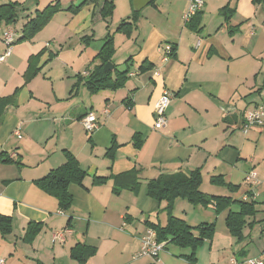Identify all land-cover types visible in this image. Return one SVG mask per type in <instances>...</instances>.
Listing matches in <instances>:
<instances>
[{
	"label": "crops",
	"instance_id": "1",
	"mask_svg": "<svg viewBox=\"0 0 264 264\" xmlns=\"http://www.w3.org/2000/svg\"><path fill=\"white\" fill-rule=\"evenodd\" d=\"M173 1H154L146 5L153 7L144 6L135 16L132 0H113L110 18H103V0H88L81 10L85 9L91 23L104 20L111 28L120 21L133 22L129 36L117 30L113 33V28L111 36L112 56H117L118 65L124 64L121 70L134 74L128 73L122 86L90 93L85 86L88 74L72 70L75 79L70 80L67 96L62 97L63 88L57 91L52 82L51 94H39L41 90L38 93L33 83L38 73L21 88L26 94L20 106L28 104L30 111L39 108L30 115L43 108L45 118L25 122L21 107L12 109L15 103L7 107L4 122L10 127H0V151L14 161L0 162V215L10 217V234L0 237L4 264H73L67 259L74 260L70 248L76 243L95 248L86 264H190L186 258L189 249L170 241H164L157 259L137 256L148 224L164 225L167 220L165 203L147 194L148 181L161 173L199 169L203 193L237 200L247 191L246 173L264 170V152L259 151L264 125L243 130L245 110L264 107V0H203L198 15L187 23L182 15L190 0ZM161 4H165L164 12L158 9ZM225 5L226 14L221 12ZM165 42L175 51L163 61L160 47ZM0 44L3 46L1 39ZM27 44L22 49L21 76L28 56L45 46L40 41ZM46 48L52 51L49 45ZM94 51L85 55L86 62L94 55L86 70L100 63L96 58L99 51ZM44 55L32 57L35 66ZM109 62L116 65L112 57ZM81 85L84 88L79 91ZM163 89L173 95L166 109V124L156 129L154 107ZM105 108L108 113L103 112ZM87 111L95 112L99 121L91 134L80 121ZM38 120L44 125L38 132L30 128V164H26L13 150L19 144L24 148L26 142L15 140L13 144L10 140H21V127ZM113 142L117 147L110 159L106 152ZM64 150L72 153L86 172L82 185L68 186L72 195L68 211H60L56 198L35 183L65 162ZM128 172L132 173L115 178ZM96 177L104 179L97 182ZM212 178H222L234 188L214 183ZM257 192L255 214L246 217L241 240L225 225L227 213L239 210L237 204L219 213L214 204H208L192 216H180L175 212L179 202L175 199L173 214L188 224L215 223L212 238L195 250V264H238L247 257L264 264V180ZM69 216L72 221L67 225ZM30 222L40 223V230L26 244ZM255 229L256 243L251 236ZM63 230L64 240H54V233ZM169 245L176 249H169Z\"/></svg>",
	"mask_w": 264,
	"mask_h": 264
},
{
	"label": "trees",
	"instance_id": "2",
	"mask_svg": "<svg viewBox=\"0 0 264 264\" xmlns=\"http://www.w3.org/2000/svg\"><path fill=\"white\" fill-rule=\"evenodd\" d=\"M259 1V0H255ZM152 1L151 3H153ZM88 3V0H83L78 6L70 8L73 13L78 12L81 8ZM18 2H5L0 3V25L7 26L11 22H14L19 10ZM114 8L113 0H103L102 7L100 9V15L105 18L112 14ZM228 5H225L221 12L228 11ZM47 11L46 18L34 17L29 19L28 22L21 27L20 36L17 41L30 39L44 24L45 21L51 15L50 13L56 11V6H48L44 12ZM137 11L134 15L137 16ZM196 12L192 17L198 15ZM190 22V21H189ZM134 29L133 22H121L117 27V31L129 36ZM174 54L175 48L172 45ZM114 52L112 36L107 37L106 42L102 45L96 58L100 60L98 65H95L86 76L85 86L90 93L96 92L100 88L106 87H119L127 79L129 73L128 70H116L114 74H111L115 65L111 70L104 71L103 66L106 62L111 61V57ZM31 56L29 63L23 76L25 82H28L33 76H35L39 67H36L32 61ZM151 65L143 68H149ZM15 101V93L0 97V120L4 115L7 107L13 104ZM138 144V143H136ZM117 145L115 142L109 147L106 152L108 158L112 159ZM65 162L56 168L51 169L42 178L36 180V185L47 194L56 198L58 202V208L60 211H68L72 205V195L68 191V186L71 183L82 185V181L86 172L80 167L76 157L64 150ZM14 161L7 152L0 151V162L9 163ZM132 173V172H130ZM128 173L117 175L115 178L125 177ZM104 178L96 177V181H102ZM202 180L201 171L199 169H193L185 173L182 171H176L174 173H161L157 177L151 179L147 183L148 196L155 199L157 202H164L163 210L166 213L167 220L164 225L160 224H148L155 232V238L158 242H172L182 248H188L189 253L186 254V258L190 261V264L194 263L195 250L206 240H210L215 231L214 223H201L197 226L188 224L184 219L177 217L173 214V206L176 198H184L188 202L193 204H202L207 206L208 204H214L215 212L219 213L228 208L231 204H237L239 206L238 211H229L225 217V225L228 232L236 237L238 240L243 238L242 229L246 225V217L253 216L255 214V201H243L241 199L234 200L228 196H216L208 195L200 190V184ZM214 183L228 185L230 189L234 186L224 182L222 178H212ZM133 184V183H131ZM117 189V188H115ZM72 217L67 219V225H70ZM40 223L30 222L27 225L25 236L31 238L40 230ZM0 231L2 233L10 232V217L0 215ZM95 253V248L84 243H76L70 248V256L77 261L78 264H86L87 260ZM42 264V263H39Z\"/></svg>",
	"mask_w": 264,
	"mask_h": 264
},
{
	"label": "rangeland",
	"instance_id": "3",
	"mask_svg": "<svg viewBox=\"0 0 264 264\" xmlns=\"http://www.w3.org/2000/svg\"><path fill=\"white\" fill-rule=\"evenodd\" d=\"M8 1L18 2L20 4L18 7L19 10L14 22H11L7 26L0 25V36L2 35V32L5 28H12L18 31L16 33L18 37L21 27L25 25L29 19H32L34 17H38L40 19L46 18V15L48 13L47 11L44 12L45 8L52 5L56 6V11L50 13L51 15L45 21V24L30 39L15 42L12 46L11 55L6 58L5 62H0V95L7 96L15 93V104L12 105V109L21 107L20 113H23L22 118L25 122L26 120H30V118L43 119L46 116L45 110L43 108L41 109V112H39V114L30 115L31 111L35 110L36 112H38L39 108L30 111V105L27 104L20 106L22 96L26 94V92H23L24 90L21 88L28 82H30V80L28 82H25L23 76L24 73L21 76V72L23 70L22 65L24 62L22 57L23 45H29L27 43L34 41H40L42 46L45 43V46L42 47L38 52L29 55L27 58L26 69L28 67V61L31 56L40 58L45 54V58L43 59V61H41V63L36 66L39 67V77L33 82L34 86L38 90V93L39 90H41V93L39 94H44V96H47L49 93L51 94L52 82L55 85L57 91L63 88L61 95L62 97H65L67 96L66 88L71 82L70 80L75 79L76 73H74L72 70H79L81 71L80 74H82V72L86 70L85 68L89 67L91 61L94 59H92L94 55H91L90 59L86 62L87 59L85 58V55L87 54L90 56V54H92V51L94 52L93 54H95L94 50H97V53L100 50L101 46L106 42L107 37L112 35L111 28H113L114 33L121 21L119 22L118 26L114 24L110 28V26L104 20H99L94 23H91V21L89 22V18L85 16V9H82L81 12L79 11L78 14L77 12L73 13L70 8L78 6L83 0H0V3H5ZM97 1L98 3L102 2V0ZM175 1L177 2L178 0H174L173 3ZM178 6L179 3L176 4V7ZM158 9H160L161 12H164L165 4L159 5ZM172 9L176 10L177 8L172 5ZM113 10L114 8L112 9V12ZM117 13H120L119 7L117 9ZM110 16L111 14L106 18H110ZM108 32L110 34H108ZM165 44L166 42L161 45L160 50ZM48 45L49 48L52 49V51L46 48ZM0 48V51L2 52L4 46L0 44ZM112 58L114 59V62L117 61V56H112ZM123 66L124 64L118 65L116 62L115 68L114 70H112L111 74H114L116 70H121ZM35 76H33L31 80ZM83 88V85H81L79 87V91H81ZM37 90L35 92H37ZM6 113L8 112L5 111L0 120V127H10L9 124H6L4 122L6 120ZM57 115L61 116L65 115V113H57ZM42 125H44L43 120H38L37 122L32 123L29 122L28 124H25L21 127V134L23 137L21 140L14 139L13 137L10 140L11 143L14 142L13 144L16 143L15 140L19 143L26 142L24 148H22L20 144L19 147L13 148V150L17 154L16 156L26 164H30V128L38 132L39 127ZM50 128H52L53 130L52 126H50ZM42 131L43 130L41 129L40 132ZM60 133H63V130ZM10 149L11 147H9V150ZM259 151L264 152V128L259 136ZM245 187H247V184L245 185ZM223 188L226 190L225 187ZM177 199V201L179 202L177 204L175 212L180 216H184L186 213L192 216L195 214V211H198V209H205V206L202 204H193L188 202L184 198ZM214 215L216 216V214ZM222 224L224 225L223 221ZM255 231L256 229L253 230V234H251V236L256 243L258 237ZM8 234H10V232L2 233L0 231V237H4ZM33 237L34 235L31 238H28L30 239V241H26L25 243L30 244ZM246 241L248 240L246 239ZM249 242L251 241L249 240ZM253 246L254 243L252 242L249 247L253 248ZM169 249H176V246L169 245ZM67 261H70L73 264H77L75 260L67 259ZM55 264L60 263L56 262Z\"/></svg>",
	"mask_w": 264,
	"mask_h": 264
},
{
	"label": "built area",
	"instance_id": "4",
	"mask_svg": "<svg viewBox=\"0 0 264 264\" xmlns=\"http://www.w3.org/2000/svg\"><path fill=\"white\" fill-rule=\"evenodd\" d=\"M203 6V0H190L187 6L186 11L182 15V19L185 23L189 22L191 17L198 12ZM16 29L5 28L0 36L1 42L4 46L2 52H0V62L6 60V58L11 54L12 46L17 40ZM162 60H166L172 56L173 49L172 45L166 43L162 48ZM89 70L83 71L84 75H87ZM158 71L154 69L153 74L156 75ZM134 72L129 73V75H133ZM172 93L163 89L161 95L159 96L155 107H154V128L158 129L163 127L166 124V109L170 103ZM104 113H108V108L103 110ZM81 124L87 134H91L94 132L98 125V117L97 114L93 111H87L81 118ZM252 125H264V107H256L246 109L244 112V120H243V130H247ZM16 135L20 137L19 131H16ZM244 180L247 184V191L241 196V200L249 201L253 200L258 195V186L261 181L264 180V170L258 172L255 169L249 170ZM64 232L59 231L54 233V240L63 241L64 240ZM141 245L140 250L137 253V256H148L151 258L158 257L159 253L164 249L165 242H158L155 238V232L153 229H147V232L141 237ZM5 259L0 256V264H4ZM216 264V263H215ZM238 264H263V261L260 259H256L253 257L243 258Z\"/></svg>",
	"mask_w": 264,
	"mask_h": 264
},
{
	"label": "water",
	"instance_id": "5",
	"mask_svg": "<svg viewBox=\"0 0 264 264\" xmlns=\"http://www.w3.org/2000/svg\"><path fill=\"white\" fill-rule=\"evenodd\" d=\"M152 1H155L158 4L161 0H132L133 9L134 11H140L144 6L148 5ZM113 68V64L111 62H106L103 66V70H111Z\"/></svg>",
	"mask_w": 264,
	"mask_h": 264
}]
</instances>
